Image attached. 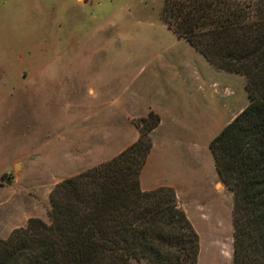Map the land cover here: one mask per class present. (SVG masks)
I'll use <instances>...</instances> for the list:
<instances>
[{
  "label": "rangeland",
  "instance_id": "374dc122",
  "mask_svg": "<svg viewBox=\"0 0 264 264\" xmlns=\"http://www.w3.org/2000/svg\"><path fill=\"white\" fill-rule=\"evenodd\" d=\"M162 1L0 0V238L46 222L53 185L99 164L89 143L106 136L110 159L149 108L142 181L176 185L195 264H230L231 192L207 143L246 104L244 79L165 29Z\"/></svg>",
  "mask_w": 264,
  "mask_h": 264
},
{
  "label": "trees",
  "instance_id": "16d2710c",
  "mask_svg": "<svg viewBox=\"0 0 264 264\" xmlns=\"http://www.w3.org/2000/svg\"><path fill=\"white\" fill-rule=\"evenodd\" d=\"M159 19L212 68L244 79L246 104L207 149L231 192L230 264H264V0H163ZM157 123L148 111L116 155L54 184L46 222L28 218L0 238V264H195L197 236L172 189L138 187Z\"/></svg>",
  "mask_w": 264,
  "mask_h": 264
},
{
  "label": "crops",
  "instance_id": "0c3cea01",
  "mask_svg": "<svg viewBox=\"0 0 264 264\" xmlns=\"http://www.w3.org/2000/svg\"><path fill=\"white\" fill-rule=\"evenodd\" d=\"M39 48H41V47H39ZM148 111H152V110L147 108L145 113H147ZM152 129L149 132H151ZM95 138L96 139H94L93 141H91V143H89V145H88L89 147H88L87 151L86 152L85 151L81 152V153H84V154H81V155H85V153H86V155H87L86 158H87V161L90 162V166L108 160V152H106V145H107L106 136H105V138H103L102 135H101L100 138L99 137H95ZM150 143L152 144L151 139H150ZM150 148H151V145H150ZM149 154L150 153L148 152V154L146 155L144 164L142 165V167L140 168V171L138 173V187H139V189L140 190H150V189L155 188L157 186H168V187L173 188L174 193H176V188L177 187H176L175 184L160 183V182L156 181V182H154V184L152 183L151 185H148L147 183L142 181L143 169H144L145 165L147 164V159L149 157ZM82 157L85 158V156H82Z\"/></svg>",
  "mask_w": 264,
  "mask_h": 264
},
{
  "label": "water",
  "instance_id": "95a60500",
  "mask_svg": "<svg viewBox=\"0 0 264 264\" xmlns=\"http://www.w3.org/2000/svg\"><path fill=\"white\" fill-rule=\"evenodd\" d=\"M4 183L7 184L8 183V180H5Z\"/></svg>",
  "mask_w": 264,
  "mask_h": 264
}]
</instances>
